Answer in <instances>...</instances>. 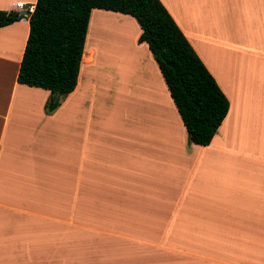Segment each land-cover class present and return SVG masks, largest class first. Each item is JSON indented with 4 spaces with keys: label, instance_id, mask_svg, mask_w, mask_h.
<instances>
[{
    "label": "crops",
    "instance_id": "0c3cea01",
    "mask_svg": "<svg viewBox=\"0 0 264 264\" xmlns=\"http://www.w3.org/2000/svg\"><path fill=\"white\" fill-rule=\"evenodd\" d=\"M161 2L230 102L207 146L132 16L92 11L78 85L51 114L52 93L17 80L29 16L0 29V264H264V0ZM97 22L130 31L124 62L103 59Z\"/></svg>",
    "mask_w": 264,
    "mask_h": 264
},
{
    "label": "trees",
    "instance_id": "16d2710c",
    "mask_svg": "<svg viewBox=\"0 0 264 264\" xmlns=\"http://www.w3.org/2000/svg\"><path fill=\"white\" fill-rule=\"evenodd\" d=\"M130 15L147 43L187 129L189 143L210 145L230 102L161 0H38L33 13L0 10V29L29 16L18 83L48 90V114L78 85L92 11ZM61 98L56 100L57 95Z\"/></svg>",
    "mask_w": 264,
    "mask_h": 264
},
{
    "label": "rangeland",
    "instance_id": "374dc122",
    "mask_svg": "<svg viewBox=\"0 0 264 264\" xmlns=\"http://www.w3.org/2000/svg\"><path fill=\"white\" fill-rule=\"evenodd\" d=\"M102 24H105V23H101V22H97V24L94 25V30L95 31L96 29L98 31H100V34L101 36H103V33L105 32L108 36H110V40L107 41L105 47L107 48V50L110 51H115L116 53H114L113 55H111L109 52V57H104L103 56V59L106 60L108 62V64H111V62H118L119 60L124 62V60L122 59L123 55H120L119 52V43L123 44L124 40L127 39V36L130 35V31L126 28L125 30L122 29L119 31L118 28H109V30H106L104 25ZM125 58V57H124ZM132 72V71H131ZM130 72V73H131ZM130 75L132 74H126L127 76V79L130 78ZM133 106L132 104L129 105V107ZM134 108V107H133Z\"/></svg>",
    "mask_w": 264,
    "mask_h": 264
},
{
    "label": "built area",
    "instance_id": "2783aa9c",
    "mask_svg": "<svg viewBox=\"0 0 264 264\" xmlns=\"http://www.w3.org/2000/svg\"><path fill=\"white\" fill-rule=\"evenodd\" d=\"M18 8L22 9V10H25L27 13H33L35 8L34 7H29V8H26V6L23 4V3H19L18 4Z\"/></svg>",
    "mask_w": 264,
    "mask_h": 264
},
{
    "label": "water",
    "instance_id": "95a60500",
    "mask_svg": "<svg viewBox=\"0 0 264 264\" xmlns=\"http://www.w3.org/2000/svg\"><path fill=\"white\" fill-rule=\"evenodd\" d=\"M59 98H60V94L57 95L56 100H58Z\"/></svg>",
    "mask_w": 264,
    "mask_h": 264
},
{
    "label": "bare ground",
    "instance_id": "6f19581e",
    "mask_svg": "<svg viewBox=\"0 0 264 264\" xmlns=\"http://www.w3.org/2000/svg\"><path fill=\"white\" fill-rule=\"evenodd\" d=\"M129 72V71H128ZM126 73V72H125ZM124 74V73H123Z\"/></svg>",
    "mask_w": 264,
    "mask_h": 264
}]
</instances>
